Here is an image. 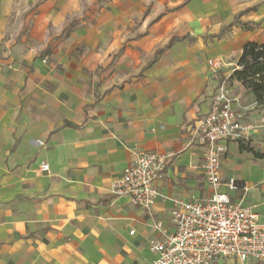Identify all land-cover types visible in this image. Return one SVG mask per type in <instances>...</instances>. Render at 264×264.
Returning <instances> with one entry per match:
<instances>
[{"label":"crops","instance_id":"0c3cea01","mask_svg":"<svg viewBox=\"0 0 264 264\" xmlns=\"http://www.w3.org/2000/svg\"><path fill=\"white\" fill-rule=\"evenodd\" d=\"M84 9L82 0H0V264L152 261L151 224L169 228L171 199L210 195L202 154L186 145L216 88L207 60L233 64L226 79L245 43H264V0H110L92 25L65 31ZM138 151L174 154L149 212L111 192ZM227 159L221 182L247 187ZM220 190L264 223V191Z\"/></svg>","mask_w":264,"mask_h":264},{"label":"built area","instance_id":"2783aa9c","mask_svg":"<svg viewBox=\"0 0 264 264\" xmlns=\"http://www.w3.org/2000/svg\"><path fill=\"white\" fill-rule=\"evenodd\" d=\"M215 72L218 61L208 62ZM226 81V79L224 80ZM222 82L211 98L208 113L188 132L187 146L200 150L202 170L210 195L189 200L171 199L169 228L153 222L156 232L148 250L154 259L145 264H256L264 262V223L243 200H233L227 192L246 186L229 179L222 183L220 162L228 143L247 140L264 129V108L259 118L247 121L244 113L233 108L232 98ZM193 153V151H192ZM174 154L159 151H138L132 165L112 186L111 192L124 197L133 207L150 211L157 199L160 182ZM41 170L47 172L48 165ZM130 235L133 231L129 232Z\"/></svg>","mask_w":264,"mask_h":264},{"label":"rangeland","instance_id":"374dc122","mask_svg":"<svg viewBox=\"0 0 264 264\" xmlns=\"http://www.w3.org/2000/svg\"><path fill=\"white\" fill-rule=\"evenodd\" d=\"M83 4L85 5V9L83 10L84 18L82 19L84 24H81L82 22L78 21H71L68 23V29H71L73 27H76V25H82L85 27H89L95 22L96 17L102 10H109L110 6V0H82ZM92 2V3H91ZM43 5V3H42ZM41 3L36 5H29L26 8L22 10V12H32L37 13L39 12L38 9H42ZM42 7V8H41ZM27 12V13H29ZM137 19L134 20V28L137 29L138 26ZM70 26V27H69ZM59 38H62L59 37ZM80 50V49H78ZM235 54H230L227 58V60L231 63L233 59H235ZM39 59H43L42 62L46 63V56L41 54L39 56ZM45 59V61H44ZM209 61H216V59H210L207 60V66L209 67L208 62ZM220 68L216 70L214 76L216 81V88L214 90V93L218 90L220 84L225 80V78L222 75V70H224V73H227L233 68L232 65H228L227 67L222 66V61H219ZM210 68V67H209ZM225 86L232 98L235 99L233 101V106L238 109L239 111L244 112V116L246 117H254L255 113L257 117H259L261 109L264 108L262 105L253 104L252 99L249 95L245 94L243 91V88L240 89V85L237 82H228L227 80L224 81ZM252 114V115H251ZM234 148L230 149L229 154H225L222 159H226L225 161V167L230 175L235 177L238 180H242L247 185V193L246 196L251 199H257V195L264 191V159H258L253 156V153L264 155V129L257 132V134L253 135L248 140L242 141V144L244 146H247L249 149L252 150L253 153L247 152L246 150H241L239 143L235 142ZM229 155V156H228ZM221 159V160H222ZM236 166V168H234ZM264 195V194H263ZM247 201V198H245ZM264 200V199H261ZM249 264V263H245ZM256 264H264V262H258Z\"/></svg>","mask_w":264,"mask_h":264},{"label":"trees","instance_id":"16d2710c","mask_svg":"<svg viewBox=\"0 0 264 264\" xmlns=\"http://www.w3.org/2000/svg\"><path fill=\"white\" fill-rule=\"evenodd\" d=\"M65 31H68V26L65 28ZM175 40L176 38H171L163 49L156 52L155 56L160 55L165 49H168ZM226 80L228 82H237L253 102L264 106V43H245L237 58L236 67ZM238 143L241 150L253 153L242 142ZM253 156L258 159H264V155L261 154L253 153Z\"/></svg>","mask_w":264,"mask_h":264}]
</instances>
